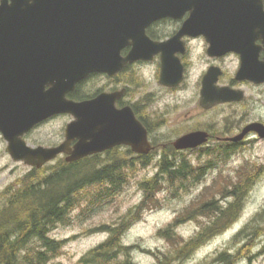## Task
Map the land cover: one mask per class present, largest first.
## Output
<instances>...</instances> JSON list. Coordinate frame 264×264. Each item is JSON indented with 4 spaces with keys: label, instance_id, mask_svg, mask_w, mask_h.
I'll return each instance as SVG.
<instances>
[{
    "label": "water",
    "instance_id": "1",
    "mask_svg": "<svg viewBox=\"0 0 264 264\" xmlns=\"http://www.w3.org/2000/svg\"><path fill=\"white\" fill-rule=\"evenodd\" d=\"M253 2L0 0V133L10 159L39 170L59 155L75 163L121 144L136 155H149L153 148L145 129L129 108L115 110L116 96L100 94L75 102L67 94L88 75L112 76L122 65L143 59L154 50L152 46L159 47L146 39L144 30L162 16L181 17L190 11L179 36L203 35L210 56L223 55L225 50L237 52V46L247 42L238 37L261 35L264 39V13L249 9ZM130 43L131 52L121 58L120 52ZM167 60L163 57L160 83L175 86L182 74L179 71L170 82ZM248 76L264 82V66ZM215 77L209 71L201 81L199 105L205 110L239 99L228 88H216ZM58 115L73 117L60 145H27L25 134ZM250 131L264 139V125L255 123L231 141H240ZM206 141L207 134L197 131L178 138L172 146L185 151Z\"/></svg>",
    "mask_w": 264,
    "mask_h": 264
},
{
    "label": "rangeland",
    "instance_id": "2",
    "mask_svg": "<svg viewBox=\"0 0 264 264\" xmlns=\"http://www.w3.org/2000/svg\"><path fill=\"white\" fill-rule=\"evenodd\" d=\"M198 69L192 73L189 88L179 92L172 98L171 104L162 105L158 111L159 118L162 114L166 121L159 134L161 137L157 139L158 143L171 144L177 135H181L188 128L211 126L220 131L224 125L235 127L240 123L239 114L233 111L225 112L218 108L205 113L198 110ZM106 83L105 78L93 76L80 86L79 92L90 96L104 88ZM260 103L264 106L261 100ZM259 115L264 117V107L260 108ZM69 122V117H54L28 134L25 137L26 142L30 147L56 145L63 141L64 129ZM249 142L251 144L245 151L229 155L227 159L224 154L204 150L187 152L176 157L180 161L186 159L193 168L199 164L205 167L208 163H213L214 167L207 170L206 179L198 183H163L162 190L154 198L156 204L146 201L145 207H141L138 218L120 235L122 246L129 249L135 264H156L154 254H167L173 260L172 264H221L218 259L224 252L234 256L232 264H264V141ZM6 146L0 134V194L29 171L24 164L10 159ZM152 155L151 164L144 169H123L124 176L117 190L109 189L103 184L85 190L86 197L81 205L72 210L68 223L59 225L50 233L53 239L61 242V250L49 264H78L83 255L107 238L108 233L103 230L104 227L116 228L129 210L142 203L144 193L139 184L153 177L158 170L159 155ZM115 157L123 159L124 155L117 154ZM101 159L106 161L107 157L102 156ZM244 181L248 182L249 189L242 197L240 214L236 221L228 229L208 240L188 259L174 257L171 253V242L159 236L158 231L164 230L177 218L184 219L186 211L202 200L215 201L218 206L226 208L233 199L223 197L220 194L221 189L232 192L234 187L242 185ZM103 189L110 190L111 193H105L106 190ZM191 216H186L174 231L184 240L194 236L208 222L205 217H195L194 214ZM241 231L243 232L237 236Z\"/></svg>",
    "mask_w": 264,
    "mask_h": 264
},
{
    "label": "trees",
    "instance_id": "3",
    "mask_svg": "<svg viewBox=\"0 0 264 264\" xmlns=\"http://www.w3.org/2000/svg\"><path fill=\"white\" fill-rule=\"evenodd\" d=\"M115 155L107 153L106 161L99 155L76 163L59 160L39 170L29 169L20 180L9 185L0 194V264H49L61 250V242L53 239L50 233L59 225L68 223L72 210L81 205L86 197L85 190L98 184L117 190L124 176L123 169H144L151 164L153 156H135L130 153L121 159ZM178 155L183 153L169 151L158 156L157 173L139 184L144 193L142 203L129 210L116 228L104 227L103 230L108 233L107 238L83 255L78 264H135L129 249L122 246L120 235L138 218L141 207H145L146 201L156 204L154 198L162 190L163 183H198L206 179V171L214 167L213 163H208L205 167L199 164L193 168L186 159L177 160ZM229 155L224 154L226 159ZM247 184L244 181L242 185L234 187L232 192L221 189L223 197L233 199L226 208L218 206L215 201L202 200L187 210L184 219L194 214L208 221L189 239L184 240L174 232L183 223V218H177L164 230H159L158 235L171 242L174 257L188 259L208 240L228 229L239 215L242 197L249 189ZM103 190L111 193L110 190ZM154 256L156 264H172L173 260L167 254ZM233 257L224 252L218 261L221 264H232Z\"/></svg>",
    "mask_w": 264,
    "mask_h": 264
},
{
    "label": "flooded vegetation",
    "instance_id": "4",
    "mask_svg": "<svg viewBox=\"0 0 264 264\" xmlns=\"http://www.w3.org/2000/svg\"><path fill=\"white\" fill-rule=\"evenodd\" d=\"M249 9L252 11L262 9L264 13V0H254ZM190 15L191 12L186 11L181 17H176V14H174V16L166 15L154 19L145 27L144 36L151 44H158L159 47L152 46L154 50H151V53H146L143 59L122 65L112 76L105 73L88 75L75 86L72 92L67 94L66 98L75 102H82L93 99L100 94L116 96L114 101L115 110L129 108L132 111L135 119L147 133V139L153 148L151 154L157 153L160 155L169 151L178 153L202 152L204 150L210 153H229L233 155L239 151H245L250 146L249 141L251 140L254 142L264 141L253 131L248 132L238 142L231 141L232 138L240 135L251 124L261 123L264 125V117L259 115L260 108L264 107L260 103L261 100L264 105V82H256L254 79H249L248 76L251 71L264 66L263 37L261 35L238 37V39L247 40V42H241L237 46V52L225 50L226 52L223 55L210 56L208 55L209 44L203 35L179 36L183 24L190 18ZM131 50L132 44L130 43L120 52V57L126 58ZM163 57L168 59L170 82L175 80L179 71L182 74L180 83L175 86H165L160 83ZM197 69L200 70L196 79V97L200 108L198 110L205 113L218 108L224 109L225 112L228 110L233 111L239 114L240 123L235 127L224 125L220 130L221 132L211 126L208 128H188L181 135H177L176 140L188 133L201 131L207 134L206 143L197 149L176 151L172 146L174 141L171 144L157 142V139L161 137L159 134L166 123L162 118L163 115L161 114V118H159L157 113L162 105L171 104L174 96L189 88L192 82V73ZM209 71L216 74L214 83L216 88H228L233 91L235 98L239 99L215 105L207 110L201 108L199 105L201 81ZM241 72L240 77H237ZM93 76L105 78L107 80L106 85L90 96L81 94L79 92L80 86ZM63 116L69 117L70 121L72 120L70 115ZM46 122L39 124L32 131H35ZM60 143L51 147H56ZM74 143H71V146ZM107 153L128 155L132 151L129 146L121 144L98 155L106 156ZM65 159L66 155H59L54 162L63 160L67 163Z\"/></svg>",
    "mask_w": 264,
    "mask_h": 264
}]
</instances>
